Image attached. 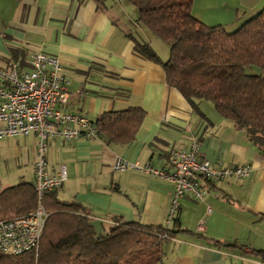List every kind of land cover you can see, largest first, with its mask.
Listing matches in <instances>:
<instances>
[{
    "label": "crops",
    "instance_id": "obj_1",
    "mask_svg": "<svg viewBox=\"0 0 264 264\" xmlns=\"http://www.w3.org/2000/svg\"><path fill=\"white\" fill-rule=\"evenodd\" d=\"M262 7L264 0H192L190 10L206 24L232 30ZM136 18L127 0H0V66L15 61L29 68L30 56L43 51L60 60L69 80L64 109L92 122L105 112L144 111L126 142L106 143L100 133L93 139L49 138L47 170H66L57 198L77 204L97 234L108 232L117 220L172 230L153 264L260 263L264 145L253 143L209 101L199 100L194 108L169 86L161 64L134 48L133 38L144 39L155 51L154 36ZM158 56L165 61L168 53ZM192 139L199 143L201 159L216 165L247 164L251 170L242 179L200 178L203 200L184 195L171 221L172 186L167 180L132 168H111L114 158L123 156L167 170L169 151L186 150ZM36 143L34 133L0 138V190L34 181Z\"/></svg>",
    "mask_w": 264,
    "mask_h": 264
},
{
    "label": "trees",
    "instance_id": "obj_2",
    "mask_svg": "<svg viewBox=\"0 0 264 264\" xmlns=\"http://www.w3.org/2000/svg\"><path fill=\"white\" fill-rule=\"evenodd\" d=\"M127 1L137 12L136 23L168 45V57L161 61L148 41L133 38L140 54L161 64L166 83L194 108L199 100L209 101L220 116L243 128L253 143L264 145V7L227 30L196 18L190 10L192 0ZM252 66L259 71H248ZM143 116L141 108L132 107L105 112L95 123L106 143L126 142ZM56 190L45 191L41 198L48 217L37 253L0 252V264H153L160 260V243L172 230L117 220L108 232L97 234L79 206L60 201ZM36 204L33 182L3 188L0 219L17 217ZM258 255V264H264V252Z\"/></svg>",
    "mask_w": 264,
    "mask_h": 264
},
{
    "label": "built area",
    "instance_id": "obj_3",
    "mask_svg": "<svg viewBox=\"0 0 264 264\" xmlns=\"http://www.w3.org/2000/svg\"><path fill=\"white\" fill-rule=\"evenodd\" d=\"M68 78L60 60L43 51L34 52L29 68H21L12 61L0 66V138L23 137L34 133L37 137L34 161L35 208L11 219H0V252L21 254L37 251L48 217L41 198L45 191L60 187L66 178L65 167L56 172L47 170L45 152L49 138H96L98 126L86 116L64 109L68 98ZM199 143L190 140L186 150L172 148L168 153L167 170L154 168L150 162L140 164L123 156H116L111 164L114 171L136 169L157 175L172 186L167 220L176 216L179 200L189 195L203 200L204 186L200 178L215 182L222 178H246L251 170L247 164L216 165L198 156ZM199 221L198 229H202ZM162 234L161 237H165Z\"/></svg>",
    "mask_w": 264,
    "mask_h": 264
},
{
    "label": "rangeland",
    "instance_id": "obj_4",
    "mask_svg": "<svg viewBox=\"0 0 264 264\" xmlns=\"http://www.w3.org/2000/svg\"><path fill=\"white\" fill-rule=\"evenodd\" d=\"M153 38V42L152 45L155 47V52L157 53V55H163V53L167 52L168 53V45H166L161 39H159L158 37H152ZM166 55V54H164ZM164 57V56H163ZM248 71L251 72H258L259 70L252 66L251 68H248ZM9 141L13 142L15 141V139H10ZM5 170V169H4ZM27 178H30L29 175L26 176ZM35 254L37 253V251L34 252Z\"/></svg>",
    "mask_w": 264,
    "mask_h": 264
}]
</instances>
